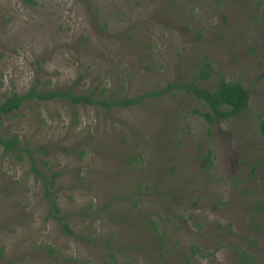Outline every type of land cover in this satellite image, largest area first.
<instances>
[{"label": "rangeland", "instance_id": "374dc122", "mask_svg": "<svg viewBox=\"0 0 264 264\" xmlns=\"http://www.w3.org/2000/svg\"><path fill=\"white\" fill-rule=\"evenodd\" d=\"M263 26L264 0H0V99L31 85L132 97L204 61L207 83L249 90L217 122L181 90L110 106L32 97L3 115L37 169L0 147V264H234L228 247L199 259L189 243L264 196Z\"/></svg>", "mask_w": 264, "mask_h": 264}, {"label": "trees", "instance_id": "16d2710c", "mask_svg": "<svg viewBox=\"0 0 264 264\" xmlns=\"http://www.w3.org/2000/svg\"><path fill=\"white\" fill-rule=\"evenodd\" d=\"M23 2H33V0H22ZM262 36L264 38V26L262 28ZM200 69L197 70L194 75L195 77L197 74L206 71L208 73L207 62H203L202 65H199ZM200 76V75H199ZM176 85L175 82H167L161 89L152 91V93H162L171 90V87ZM178 86H184L187 90L188 86L193 88L194 95L199 97L203 96L206 100L207 104H205L208 109L206 111L201 112L204 118L209 121L213 122V119H219L218 116L222 115L223 117H229L234 115L235 113H239L241 110L245 109L248 104L249 98V90L248 88L243 87L237 81H230V80H221L217 83V85L212 90H207L203 87L197 86L193 82H179ZM66 96L72 102H87V103H98L105 106H110L111 104L117 105H128L130 103L136 102L141 95L134 96V97H123V98H115L110 95L107 98L102 96H92L90 92H77L71 93L69 88L64 89H52L48 91H42L36 89L35 86L31 85L27 88V90L23 92L11 91L8 94H4L0 99V119L3 115L8 114L14 109H17L31 99L32 97H36L39 99H44L52 96ZM221 107V108H220ZM257 128L260 134L264 135V115L260 116L257 121ZM0 147L4 153H9L13 158L20 159L22 157V153H26L29 161L30 166L37 169L34 164V157L31 154L32 149L21 144L20 139L17 137L16 133H11L9 135L2 133L0 131ZM43 161V159H41ZM53 173H50L47 176L40 173L41 182L43 185V192L49 202L48 208L50 212L57 213L58 206L54 200V194L50 190V186H52L53 181ZM59 216V215H58ZM61 227L64 229L67 228V223L60 221ZM152 229H156V224L154 221H150ZM69 230V229H68ZM192 247H189V253L192 251ZM241 262L243 264H253L248 259L242 258Z\"/></svg>", "mask_w": 264, "mask_h": 264}, {"label": "flooded vegetation", "instance_id": "af4514ba", "mask_svg": "<svg viewBox=\"0 0 264 264\" xmlns=\"http://www.w3.org/2000/svg\"><path fill=\"white\" fill-rule=\"evenodd\" d=\"M208 67V73L204 71L199 74L200 76L197 74L195 77L194 75V73L200 69V66H198L195 72L192 71L189 74L177 73L171 80H167L159 85L154 84V88L146 89L135 95H141L136 102L148 97H160L165 93H173L175 90H181L184 93L192 94L196 99H200L204 104H207L203 96L197 97L194 95L193 88L188 86L186 90L184 86H178V84L179 82H193L199 87L212 90L219 81L226 80L221 75H218L213 82L207 83L206 81L209 80L212 74L210 65H208ZM167 82H175L176 85L172 86L169 91L158 94L152 93V91L161 89ZM218 117V121L221 118H225L222 115ZM213 122H217V120L213 119ZM262 136L264 137V135ZM251 199L254 201L251 203L242 201L234 208L235 212L238 214H230V216H224V218L220 216L213 224H209V227L208 225L207 227L198 226L200 232H202L205 236L208 234V239L206 242L196 243L192 241L189 243V247L193 248L190 254L197 256L199 259H204L206 255H212L217 248L228 247L230 249V251H228L233 254L231 258L234 264H243L241 262L242 258L250 260L253 264H264V260L262 262L259 260L260 256H263L264 258V245L259 247V235L260 233L264 234V196H255Z\"/></svg>", "mask_w": 264, "mask_h": 264}]
</instances>
